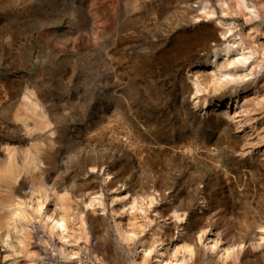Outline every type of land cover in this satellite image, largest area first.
<instances>
[{"label":"rangeland","instance_id":"obj_1","mask_svg":"<svg viewBox=\"0 0 264 264\" xmlns=\"http://www.w3.org/2000/svg\"><path fill=\"white\" fill-rule=\"evenodd\" d=\"M148 1L0 0V139L11 142V145L18 144L1 131L10 122L7 121L10 120L8 117L14 116L16 100L29 93L39 99V112L45 111L46 118L55 119L56 128L63 129L70 136V141L66 138L69 148L64 150L65 153L69 152L74 143L77 145L66 159L67 164H63V171H66L69 179L80 180L79 170L85 158L108 157L111 153L122 158L121 167L127 168L130 165L133 170L136 168L149 183H168L164 190L167 196L172 191V183L185 185L187 179L183 173L186 167L178 158L179 150L184 149L189 137L194 141L198 140L200 153H206L207 147H214L215 141L224 137V127L213 130L209 127L208 120L220 111L228 110L234 115V111L238 109L237 103L244 96L263 93L261 81L264 76L261 73H264V68L257 66L254 77L259 79L256 87L239 92L240 98L233 95L229 105L225 101L221 104L224 107L217 108V103H213L208 109L199 107V99H193L196 96L194 91L183 99L185 93L181 83L188 81L189 66L182 58L179 60L169 53L175 49L177 38L192 28L181 19L184 6L191 3L196 7L198 0H169L166 8L159 12L154 9L160 3L141 7L143 2ZM208 1L214 6L218 5L217 0ZM233 1L227 0L229 4ZM255 1L264 10V0ZM153 10L155 14L152 13ZM217 16L214 14L211 19L201 22L211 24L210 21ZM119 20L122 22L121 26ZM254 21L258 22L259 17ZM235 24L238 25L236 30L240 31L245 27L244 18L238 15ZM131 27L132 30L129 29ZM118 28L122 31L119 30L121 32L115 35L114 31ZM107 41L110 43L105 47ZM226 99L229 98H224ZM17 108L15 112L19 109ZM239 111L236 112L237 115L246 116ZM195 117L202 121L200 129L189 125L190 120ZM237 120L226 127H230L229 139L240 143L238 152L249 147L254 151L249 157L264 158V120L255 124L252 120L244 119V128ZM185 123L186 130L182 132L180 128ZM258 126L263 127V132H260L263 136L259 135ZM250 137L249 141H240ZM229 152H224L225 155H230L228 158H238L237 154ZM249 157L242 158L244 162L239 158L243 164H237L239 167L232 170L227 180L223 173L218 174L215 170L208 169L214 163L205 156L199 164L192 165L195 174L202 176L206 182L218 184L216 190H213L212 200L200 192L194 198L195 205H198L197 213L207 211L210 216L208 220L213 219L217 224V230L210 228L211 226L205 227L211 231H206L204 242H207L205 238L208 237L219 241L217 231L229 228L237 232V235L240 231L244 236L248 235L249 240L242 245L244 249L251 248L253 243H258L257 246L264 245V166L259 163V157L250 162L247 160ZM87 167L98 177L95 183L99 187H102V181H111V176L106 174L102 165ZM199 188L203 190L204 184ZM61 193L63 191L59 192ZM159 194L153 189H149L144 195L136 194L134 199H138L137 203H134V209L128 211L129 214L131 212L143 216L145 223L147 216L156 220L152 210L157 204H161ZM61 196L80 214L82 209L76 204L79 200L73 196L70 188H66ZM120 196L126 199V208L132 207L134 196L127 194L125 186L120 184L105 192L109 207L111 200L118 202ZM214 198L216 202H213ZM218 200L220 203L217 204ZM164 203H170V199ZM94 207L102 208V204L95 200L89 208ZM142 209L149 211L148 215ZM125 216L123 213L124 222ZM155 220L153 225L156 224ZM188 221L189 215H183L180 218L167 217L164 221L159 220V224H164L162 229L154 225V230L162 232L169 228L171 231L170 239L164 244L169 249L168 252L165 251L167 254L180 246L181 234L185 233L184 227ZM198 235L199 233L196 234ZM164 245L156 243L161 251L165 248ZM180 247L179 256L187 255V249ZM48 258L44 264H54Z\"/></svg>","mask_w":264,"mask_h":264},{"label":"bare ground","instance_id":"obj_2","mask_svg":"<svg viewBox=\"0 0 264 264\" xmlns=\"http://www.w3.org/2000/svg\"><path fill=\"white\" fill-rule=\"evenodd\" d=\"M217 2L218 5L214 6L208 0H198L196 7L186 3L181 19L192 28L177 38L175 49L168 52L179 60L182 58L189 66L188 81L181 83L185 93L183 99L194 91V95L198 97L193 99H199V107L203 106L204 109H208L213 103L218 104L217 108L224 107L221 105L224 101L229 105L233 95L240 98L239 92L256 87L259 79L254 77L257 74V66L264 68V10L257 6L255 0H234L231 4L227 0ZM154 3L161 4L158 7L153 6V9L159 12L166 8L169 0H149L148 3L143 2L141 7L146 8ZM154 10L152 13L155 14ZM214 14L218 16L210 21L211 24L201 22L211 19ZM80 15L84 19L83 15ZM238 15L245 20V27L240 31L236 30L238 25L235 24ZM257 17L258 22L254 21ZM121 24L122 22L119 26ZM119 30L121 29L114 31L115 35L122 31ZM109 43L107 41L105 47L109 46ZM261 75L264 76V73ZM261 83V88L264 89V78ZM115 95L117 96V93ZM38 100L29 93L16 100L15 106L20 105L19 109L14 106L18 110L15 112V108L12 109L14 116L8 117L10 120L7 121L10 122L1 131L8 139H14V143L17 141L18 144L11 145V142L0 139V264H44L47 257L54 264H264V245L257 246L258 243H253L251 248L244 249L242 245L249 238L248 235L244 236L242 231L237 235L234 230L222 228L217 231L219 241L210 237L205 238L207 242L203 241L206 231H211L208 226L215 228L217 224L213 219L208 220L210 216L207 211L197 213L198 205H195L194 198L196 193L200 192L204 197L211 199L218 184L206 182L202 176L195 174L192 166L199 164L205 156L214 163V166L208 169L223 173L224 178L228 179L232 170L239 167L237 164H243L242 158L253 154L254 151L249 147L247 150H251L250 152L245 148L238 152L240 143L229 139L230 127L226 126H230L237 118L241 123L244 119L252 120L255 124L264 120V92L244 96L237 103L238 109L234 111V115L228 110L220 111L208 120V125L213 130L224 127V137L218 138L214 147H207L206 153H200L198 140L194 141L189 137L190 140L183 146L184 149L179 150L178 157L186 167L183 174L187 180L185 185L172 183L169 196L164 193L168 183H149L141 177L144 175L140 172L139 174L136 168L133 170L130 165L127 168L121 167L122 158L111 153L108 157L85 158L79 170L80 180L69 179L66 171H63V164H67L66 159L77 145L74 143L69 152L65 153L64 150L69 148L70 136L63 129L56 128L55 119L46 118L45 111L39 112ZM7 108L9 106L6 110ZM238 110L246 114V118L241 114L237 115ZM200 122L202 121L195 117L190 120L189 125L198 129ZM242 125L243 123L241 127L244 128ZM185 127L186 123L180 130L184 132ZM262 129L263 127H257L259 135L263 132ZM249 139L251 137L242 138L240 141ZM203 145L205 143L202 147ZM226 150L233 155L237 154L238 158H228L230 155L224 154ZM124 157L129 158L128 155ZM258 157L250 156L247 160L250 162ZM258 161L264 166V158L259 157ZM88 165H102L107 171L106 174L111 176V181H102V187H99L95 183L98 177L87 169ZM179 166L181 167V164ZM118 184L125 186L127 194L134 196L131 208H126V199L121 196L118 202L111 200L109 207L105 192L113 187L117 188ZM201 184H204L203 190L199 188ZM66 188H70L73 196L79 200L76 204L82 209L80 214L62 198ZM149 189L160 193L161 204H157L152 210L156 220L147 216L145 223L143 216L131 212L129 214L128 211L135 208L133 205L138 200L135 201V195H144ZM60 191L63 193L59 194ZM167 199H170L168 204L164 203ZM95 200L102 204V208H89ZM213 202H216V198ZM142 210L148 215L149 211ZM123 213L126 215L125 222ZM183 215H189V221L184 225L185 233L181 234V247H178L187 249L188 254L179 256L178 247L173 249L174 251L171 249L172 252L167 254L168 247L164 244L171 237L170 229L161 232L153 227L158 225L162 229L164 224H159V220L164 221L167 217L180 218ZM154 220L156 224L153 225ZM205 227H208L207 230ZM156 243L164 245L165 248L161 251Z\"/></svg>","mask_w":264,"mask_h":264}]
</instances>
